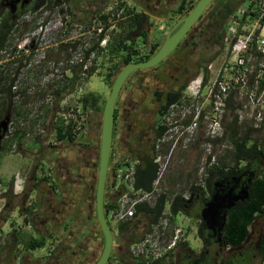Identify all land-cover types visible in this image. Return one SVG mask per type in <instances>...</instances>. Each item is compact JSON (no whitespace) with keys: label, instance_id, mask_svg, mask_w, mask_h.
Here are the masks:
<instances>
[{"label":"rangeland","instance_id":"1","mask_svg":"<svg viewBox=\"0 0 264 264\" xmlns=\"http://www.w3.org/2000/svg\"><path fill=\"white\" fill-rule=\"evenodd\" d=\"M114 1L109 0L107 4ZM139 2L141 0H136L134 4ZM132 4L131 1L130 7ZM85 6L88 4L84 5L82 0H74L71 3L72 14H70L67 5L60 0H47L41 6L27 9L16 18V25L9 36L7 45L0 52V70H2L3 77L14 78V86L12 87L14 99L7 112L9 118L7 131L0 142V210L5 203L3 195L6 190H12L13 193L17 194L14 188L16 176L22 180V191L26 185L32 188L31 183L36 184L26 204H32L48 191L52 196L61 200V204L64 206L50 215L52 219L51 224H49V226L51 225L49 227L51 235L47 237L45 246L37 247L31 251L25 249L22 239L36 235L33 226L37 225L40 219L34 220L32 219L34 216L20 214L17 210L12 212L9 219L0 227L1 264H15V258L25 254L34 258V262L37 256L47 257L53 251H58L59 247L60 250H65L64 247L68 249L67 251L76 250L73 245L68 246V242L71 243L73 238L69 230H74V220L72 221L71 218L76 214L82 215L86 210L84 206L86 207L91 201V191L93 192V188H95L97 176L101 112L112 84L107 79L106 73L113 71L115 61L118 65L121 62L119 58L113 62L108 61L98 48L93 51L91 64L94 67V73L86 81H81L77 77L74 83H69V86L71 85L70 93L66 91L63 100L65 106H71L75 104L78 98H82L88 92L97 94L100 98L94 107L87 105V121L81 135L75 141L76 145L68 141H58L54 131L58 123L56 117L60 118L59 114L62 110L58 107L57 111H54L52 105L47 103L46 98L51 97L53 103L55 102L56 91L59 89L57 84L69 82L71 76L69 70L75 67L76 60L82 56L84 50L97 41V32H93V30L99 25L94 17V11L101 6L93 9V12L87 14L86 17L79 19L74 11L83 12ZM0 12L3 15L7 13L2 8H0ZM176 16L177 14L173 10L163 14L154 11L149 15L152 25L149 27L148 40L143 43L141 38H135V43L138 45V55H144L151 44L160 43L163 34L175 21ZM75 26H81V30L74 32ZM113 30L115 33L116 29ZM109 32L107 36H104L105 43L100 44V47H104L111 38ZM221 56L222 51L212 60L214 67L218 66ZM56 67L62 73L64 72V80L44 82L45 78L54 73ZM196 71L190 78L196 74ZM116 73L115 71L112 79ZM197 76L199 78L202 75L199 72ZM212 78L213 70L211 69L204 82L206 83L208 79ZM196 79L193 77L188 83ZM15 84H17L16 87ZM207 87V84L202 85L198 98L191 99L190 104H187L181 111L178 105L168 111V121H174L173 125L176 126V129L168 131L158 141V147L154 150V158L156 159L158 154L160 156V160L157 162L160 164L159 173L154 185L159 193L166 195L168 201L176 194L188 196L189 185L199 184L202 186L209 175L208 170L212 164H221V161H226L225 155L228 150H231L230 124L232 118H236L237 123L234 127L240 134L247 133L252 138L258 139L260 142L263 141L264 144V91L253 89L251 84L244 88L235 86L228 91L226 96L221 97L218 103H215L214 99L216 98L207 95ZM252 90L256 96H259L258 99L257 97L250 99L248 94ZM260 94L262 95L260 96ZM183 96L184 100L188 101L189 97L186 91H183ZM1 98H3L2 93H0ZM214 119L221 128L213 133L210 125ZM188 123L191 127L186 129ZM175 130L178 133H175ZM14 132L17 137H15ZM11 137L12 141L8 140L5 143L7 150L3 151L1 144L6 138ZM80 149L82 153L79 152ZM111 151L117 154L120 152V156L125 155L117 144H112ZM58 155L64 159L65 163L71 162L73 164V168L68 174V180H73V182L78 180V183H74L73 187L64 180L62 169L57 166L58 163H55L56 168L51 166V173L50 171L47 172L48 159L52 162V159ZM130 155L133 159H137L139 156V154ZM61 160L58 159V161ZM35 172L38 177H47V179H39L34 175ZM90 184L93 185L91 189ZM114 194L118 196L119 193L110 188L107 189L105 196H115ZM52 196L49 197L54 199ZM165 208H168V204ZM198 210L199 206L194 204L193 210L188 215L178 213L172 221L169 220L165 241L172 238L175 228L181 229V235L175 247L169 251L170 253L168 252V256L166 255L167 262L173 264L181 262L180 253L185 252L186 248L179 244L180 241L187 242L188 247L192 250L191 253L200 251L201 243L196 236L198 223L196 212ZM134 220L135 218H132L131 222ZM94 221L91 220L86 224V234H81L78 240L80 243L88 236L91 241L89 244L91 248L96 245L99 238L101 239L98 225ZM138 226L135 233L129 237L131 239L130 244L135 242L142 233L144 235L147 232L148 225L143 218ZM13 229L20 234V240L15 244L14 251L11 253L13 258L10 259L7 258L9 256L5 257L6 249L4 248L7 243V235ZM113 233L115 235V232ZM261 233V221L256 219L251 226L246 242L251 253H253V264L260 261L259 239ZM76 242L74 241L72 244ZM217 248L218 246L214 244L211 251L213 252ZM228 254V251L226 253L222 250L218 256L213 255L212 257H216V259L212 263L222 264ZM110 263L115 264L116 258L112 257Z\"/></svg>","mask_w":264,"mask_h":264},{"label":"trees","instance_id":"2","mask_svg":"<svg viewBox=\"0 0 264 264\" xmlns=\"http://www.w3.org/2000/svg\"><path fill=\"white\" fill-rule=\"evenodd\" d=\"M60 1L67 5L68 12L72 14L71 3L74 0ZM246 1L247 0H214L213 3L208 6L211 10H209V16L206 21V36L207 38L210 36L211 39L215 40V45L212 48L210 55L205 60V63L195 72L196 74L193 76L195 79L198 78L197 75L199 72L202 75L203 82L207 79L208 64L211 63L212 60L221 53L224 47L225 34L230 16L233 14L236 8ZM108 2V0H103L101 7L94 11V17L97 19V22L100 20V22L105 23L106 16L102 15L101 12ZM193 5V0H179L175 12L179 13L181 16H184L185 13L187 14L189 12ZM149 14L145 11H136L134 7L128 6L125 8L121 15L122 18L117 20L115 23V28L110 30L109 33H111V38L107 41L106 45L104 47L99 46V42L104 37V30L106 28L103 27L98 33L97 41L91 47L84 50L81 62L72 69L71 76L69 77V83H74L80 72H83V81L88 80V78L94 73V67H92L91 64L93 60L90 59V55L94 53L91 51L95 50L96 48L103 52V56L106 57L108 61L113 62L117 58H119L121 61L119 65L115 61L113 63V71L106 73V77L108 80H110V83H112V76L114 75V72H118L125 63L130 61L145 60L149 58L154 52H156L159 42L151 44L144 56L138 55V45L135 43L136 37L141 38L143 43L148 40L149 27L152 25ZM18 17L19 15L15 17V15H9L8 13L3 15L0 12V52L7 45L9 36L16 25V18ZM89 22L90 21H88V24H90ZM113 29H116L115 33L113 32ZM88 61L90 65L82 70L83 65H85ZM193 77L189 78L188 81L193 79ZM13 80L14 78L10 76L3 77L2 70H0V93L3 94V98L0 99V120L4 117V115L7 114L9 108L11 107V103H13ZM188 81L184 83L181 91L171 95L168 102H166L159 110L160 115H163V113L167 111L170 103L181 98L182 90L185 89ZM70 86L66 83L56 91V105H58V103L63 99L66 91L69 92L71 90ZM99 98L100 97L97 94L88 92L82 96L81 100L84 107L87 105L94 107ZM236 123V118H232L230 124L231 150H228L225 155L226 161H221V164H212L208 170L209 175L205 179V182L202 186L199 184L189 185L187 189L188 196L186 195V197L182 194H176L170 201H168L166 195L164 193H160L151 204L146 202L139 204L136 207L133 217L135 218L134 222H131V219L128 222L118 224L116 234L113 235V241H116L117 239L119 240L120 236L123 237L121 234H126L127 237L133 235L136 229H138L139 223L142 222V218L148 225V232L149 227L152 224L157 223L162 216L166 204H168L171 221L178 213L188 215L189 212L193 210V204H197L199 206V210L196 212L198 221L197 237L203 242V248L207 251V253H204L206 254V262L212 263L214 258L209 255L211 252V247L214 244L209 230L206 228L200 217V210L202 205L208 200L204 188H207L211 191L213 190L212 187H214L215 182L218 181L222 183V186L225 188V190L233 187L234 192H238L239 190H244L246 192V196L243 199L236 200L232 207L225 210L226 219L221 231V237L225 242L224 246L230 250L229 254L224 258L222 264H253V253H251L250 247L249 245H246V242L250 234L251 226L254 224L256 219H260L262 224V233L259 239L260 261L257 264H264V144L263 141L260 142L258 139L252 138L247 133L240 134L237 131V128L234 127ZM162 132L163 130L160 131L156 137L160 136ZM54 134L58 141H68L70 143L75 142L78 138L77 136L72 135L70 124L64 125L62 121H59L55 126ZM14 135L17 137L15 132ZM11 139L12 137L6 138V140L1 144L3 151L7 150L5 146L6 141H12ZM115 154L117 153L111 151L109 159L110 162L112 161V158ZM118 154H120V152ZM124 156L133 159L129 153L125 154ZM154 157V151L151 150L146 154L139 155L136 159L137 164L134 174L136 188L143 190L151 189L152 183L157 178L159 171V165L154 160ZM68 177V174L63 176L67 184H70L73 187L74 183H78V180L73 182V180H68ZM40 179L46 180L47 177H42ZM31 185L32 188H30L29 185H26L23 191L18 194L13 193L12 190H6L4 192L3 197L5 199V203L0 210V227L9 219L10 214L16 210L20 214H27L31 217L40 214L42 217L46 216L47 218H50L52 212L54 214L61 209L63 206L61 204V200L56 199V196H52L50 192L48 193V191L45 192L40 198H37L32 204H26L31 191L34 187H36L35 183H31ZM110 187L111 186L107 184L105 191L107 192V189H110ZM91 193L90 203L86 207L84 206L87 211L85 210L82 215H73L72 218L69 215V218H71L72 221L74 220V230H69L73 235L72 242L78 241L81 234H86V224L89 221L95 220L94 222L98 225L95 219V188H93V192L91 191ZM114 195L115 196H105V216L108 214L109 210L115 206L116 194ZM49 196H52L54 199ZM98 231L100 233L101 239L98 243H96V245H94V247H92L93 251L95 252V255L92 256L93 260L96 259L97 255H99L100 251L102 250L103 237L99 226ZM207 234L209 236H207ZM142 236L143 233L139 237L137 236V240L141 239ZM7 237V243L4 248L6 249L5 257L9 256L7 258L11 259L13 258L11 253L14 251L15 244L20 240V234L16 233L13 229L8 233ZM22 241L25 249L34 250L37 247H43L46 244L47 237L28 236L26 239H22ZM179 244H182L186 248L185 252L180 253V259L182 260L183 258H186L192 252V250L188 247L186 241H180ZM113 247H115V244H113ZM133 261L134 264H146L147 262L141 257L134 258ZM170 263L172 262H167L166 256H163L162 258L149 261L148 264ZM119 264L127 263L119 262Z\"/></svg>","mask_w":264,"mask_h":264},{"label":"flooded vegetation","instance_id":"3","mask_svg":"<svg viewBox=\"0 0 264 264\" xmlns=\"http://www.w3.org/2000/svg\"><path fill=\"white\" fill-rule=\"evenodd\" d=\"M102 1L103 0H82L84 5L88 4V6L83 8V12L74 11V13L79 19L81 17L84 18L87 14H91L93 9L99 8ZM131 1L133 2L132 7H134L136 11H145L148 14H152L154 11L161 14L164 12L167 13L170 10L175 12L179 3V0H142L139 4L137 3L135 5L134 2H136V0H127L130 4ZM196 1L193 0L194 3ZM46 2L47 0H0V8L7 11L9 15H15L16 17L27 9H34ZM209 10L211 9L207 7L203 11L198 20L188 29L176 47L158 64L146 69H137L136 71L131 72L125 79L115 103L113 124L114 139H112V144H117L118 147L124 151V154L130 153L141 155L146 154L151 150L154 151L155 148L158 147V141L168 131H172L173 129L171 124H173L174 121H168L169 117L167 116L170 107L178 105L181 111V109L185 108L187 104H190V99H187L188 101L184 100V89L182 90L181 98L170 103L167 111L163 113V115L159 114V110L166 102H168L171 95L181 91L184 83L188 81L194 71L205 63V60L210 55L212 48L215 45V40L211 39L210 36H208V38L206 36V21L209 16ZM175 13L177 14L176 19L171 23L167 32H169L177 19L182 17L179 13ZM162 130L163 132L161 135L156 137ZM72 144L76 145L75 142H72ZM81 149L79 151L80 153H82ZM59 157L60 156L58 155V157L52 159V162L48 159V163L46 164L47 172L50 171L51 173V166L56 168L55 163H58L57 166L62 169V175L69 174V171L73 168V164L71 162L65 164L64 159ZM58 159L62 160L58 161ZM89 186L90 189L93 188V185L91 186L90 184ZM212 189L213 190L210 191L207 188H204L208 200L214 193L217 192L219 194H223L226 191L222 186V183L218 181L215 182ZM36 216L34 215L32 219H38ZM46 219L48 224L43 226L44 228H39V225L33 226V231L36 234L34 237H48L51 235L49 228L51 225L49 226V224H51L52 219L51 217ZM204 224L207 228L205 222ZM197 228L196 236L198 230ZM207 229L210 232L213 244L218 246L217 250H214L213 252L211 251L209 256H218L221 254L222 250L226 251V253L227 251L229 252L230 249L224 246L223 239L222 237L220 238L217 227ZM121 235H123V237L120 236L119 240L117 239L118 241L116 239V241H113L115 247L112 245L111 254L106 264H111L110 260L112 257L116 258L115 264H119V262L134 264V257L129 251L131 239L127 237L126 234ZM207 236L209 235L207 234ZM90 242L91 241L88 236L80 243L78 241L73 244L72 242H68V246L73 245V248L76 250L67 251L68 249H66V247H64L65 250H60V247L58 246V251H53L52 254L50 253L47 257L37 256V259L34 262V258L28 257L27 254H25L15 258V264H93L98 259L101 251L99 255H97L96 259L93 260L92 256L95 255V252L93 251V248L89 247ZM200 243L201 247L199 252L190 253L186 258L182 259L183 261L181 260V262H178V264H213L214 262H206V254L204 253H207V251L203 248V242L200 241ZM86 247L87 249H85ZM213 258L216 259V257ZM148 263L149 261L146 262V264Z\"/></svg>","mask_w":264,"mask_h":264},{"label":"built area","instance_id":"4","mask_svg":"<svg viewBox=\"0 0 264 264\" xmlns=\"http://www.w3.org/2000/svg\"><path fill=\"white\" fill-rule=\"evenodd\" d=\"M127 3V0L117 2L115 0L105 6L101 12L102 15L106 16L105 23L98 20L97 23L99 26L93 30V32H97V37L103 27H106L104 36H107L109 30L115 27L116 21L122 18L121 15L125 8L130 5ZM80 30L81 26H75L73 28L74 32H79ZM102 43H105V37L101 39L99 45H102ZM224 43L218 66L214 67L213 62L208 64V72L211 69L213 70V78L208 79L205 83L203 82L202 76H200L198 79L190 81L186 85L184 91L187 92L190 100L198 98L200 88L205 84L208 86L207 95L216 98L214 99L215 103H218L221 97L226 96L228 91L235 86L244 88L251 84L253 89L256 88L262 90V92L264 91V0H247L236 8L228 20ZM93 54L90 55V59ZM81 60L82 56L76 60L74 66H77ZM89 64V61L86 62L82 70L89 66ZM69 72H72V69ZM63 73L56 67L54 73H51L45 78L44 82H56L60 79L62 81L65 75ZM82 75L83 72H80L78 75L81 81ZM64 84L66 82L61 85L57 84V86L60 89ZM16 86L17 84H15ZM248 95L250 99H254L255 97L257 99L259 98L253 90ZM63 99L58 105L55 102L53 103V98L51 97L46 98V101L52 105L54 111H57L58 107L62 110L59 114L60 118L56 117L57 121H62L64 125L70 124L72 135L78 137L81 135L87 121L88 106L86 108L83 107L81 98H78L74 105L65 106ZM84 109L86 110L84 111ZM189 127L191 125L188 123L186 129ZM210 128L214 133L217 129L220 130L221 126L214 119ZM159 160L160 156L158 154L155 161L159 162ZM136 164V159L120 156V154H115L112 161H109L107 184L119 194L116 196L115 206L109 210L106 218L115 233L118 224L128 222L134 217L136 207L139 204L144 202L151 204L160 194L154 182L150 190L135 187L134 174ZM158 165L160 166V164ZM14 188L17 193L22 191V180L18 176L15 177ZM169 220L170 213L168 208H165L158 222L152 224L148 232L141 239L130 244L129 251L131 255L134 258L141 257L146 261H152L166 256L174 248L181 235V229L175 228L172 238L165 241V233L169 226Z\"/></svg>","mask_w":264,"mask_h":264},{"label":"water","instance_id":"5","mask_svg":"<svg viewBox=\"0 0 264 264\" xmlns=\"http://www.w3.org/2000/svg\"><path fill=\"white\" fill-rule=\"evenodd\" d=\"M214 0H197L189 12L177 19L169 32L161 38L159 46L154 54L145 60L127 62L116 73L110 87V92L105 99L101 112L100 136L98 145V165L95 182V219L102 234V250L94 264H106L111 254L113 245V232L109 226L104 213L105 188L107 185V175L109 159L112 149L113 124L115 103L127 76L137 69H146L155 66L164 59L179 43L188 29L198 20L203 11ZM8 115L0 120V142L5 136L8 124ZM217 184V183H216ZM246 196L244 190L234 192L233 187L228 188L223 194L214 193L200 210V217L212 229L217 227L221 238V231L226 219V209L233 206L234 202ZM223 244H225L223 240Z\"/></svg>","mask_w":264,"mask_h":264},{"label":"crops","instance_id":"6","mask_svg":"<svg viewBox=\"0 0 264 264\" xmlns=\"http://www.w3.org/2000/svg\"><path fill=\"white\" fill-rule=\"evenodd\" d=\"M67 164V163H65ZM37 172V171H36ZM36 172L34 173V175H36V177H38V175L36 174ZM40 179V177H38ZM9 185H11V183L9 182ZM30 196V195H29ZM56 198V197H55ZM57 199V198H56ZM12 214V213H11ZM36 217H38V219H40V221H38L37 225H39V228H44L43 226H46L48 223H47V217H42L40 214L37 215ZM37 219V220H38ZM35 226V225H34ZM41 226V227H40Z\"/></svg>","mask_w":264,"mask_h":264},{"label":"clouds","instance_id":"7","mask_svg":"<svg viewBox=\"0 0 264 264\" xmlns=\"http://www.w3.org/2000/svg\"><path fill=\"white\" fill-rule=\"evenodd\" d=\"M130 6V5H129ZM171 126H173V129H176V126H174L173 124H171ZM172 129V130H173ZM175 133H178V131L177 130H175ZM106 189V188H105ZM20 193V192H19ZM105 193H106V191H105ZM18 194V193H17ZM110 226V225H109ZM111 228V227H110ZM112 230V229H111ZM112 232H114L113 230H112Z\"/></svg>","mask_w":264,"mask_h":264}]
</instances>
